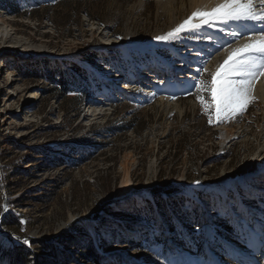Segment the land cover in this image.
I'll return each mask as SVG.
<instances>
[{"label":"rangeland","instance_id":"1","mask_svg":"<svg viewBox=\"0 0 264 264\" xmlns=\"http://www.w3.org/2000/svg\"><path fill=\"white\" fill-rule=\"evenodd\" d=\"M172 2L182 6L0 0L2 264H264V101L208 123L185 89L201 59L212 52V72L228 53L213 52L216 41H155L174 28ZM165 200L188 220L160 211ZM18 243L33 257H17Z\"/></svg>","mask_w":264,"mask_h":264},{"label":"snow or ice","instance_id":"2","mask_svg":"<svg viewBox=\"0 0 264 264\" xmlns=\"http://www.w3.org/2000/svg\"><path fill=\"white\" fill-rule=\"evenodd\" d=\"M224 37L230 39L220 44L219 39ZM241 38L245 41L243 44ZM153 39L164 46L186 39L206 41L209 45L216 41L212 51L223 48L228 53L212 72L207 68L213 58L212 52L207 59H201L185 89L186 95H195L201 105V114L207 117L209 124L235 120L256 100L253 95L256 82L264 77V0H218L210 9L197 8L176 27ZM10 207L3 204L2 212L8 213ZM220 211L240 232L246 229L247 223L239 217L233 219L234 213L227 205ZM15 239L32 246L28 238Z\"/></svg>","mask_w":264,"mask_h":264},{"label":"bare ground","instance_id":"3","mask_svg":"<svg viewBox=\"0 0 264 264\" xmlns=\"http://www.w3.org/2000/svg\"><path fill=\"white\" fill-rule=\"evenodd\" d=\"M182 2V6H178L175 2L171 3V9L169 10L168 13V17H170V24L171 26L175 27L179 24L178 22V18L181 15L186 14L187 12H189L191 9L194 11L197 8H208L210 9L211 7L214 6L215 3L218 2V0H181ZM225 40H220V44H224ZM240 43L243 44L244 42H242L240 40ZM226 46V45H225ZM221 49V48H220ZM218 53V52H215ZM220 63V62H217ZM148 73L147 70L145 71V74ZM253 95L257 98H260L261 100L264 101V77H261L255 85L254 91H253ZM227 137H230L231 135H233L231 133V131L227 130L226 131ZM122 187H121V193L122 194H126L128 192H130V190L133 187V184L131 182L130 179V174L127 171L125 174V177L122 180ZM261 262H264V254L261 257Z\"/></svg>","mask_w":264,"mask_h":264},{"label":"trees","instance_id":"4","mask_svg":"<svg viewBox=\"0 0 264 264\" xmlns=\"http://www.w3.org/2000/svg\"><path fill=\"white\" fill-rule=\"evenodd\" d=\"M78 74H79V72H74V75H78ZM47 75H49V74L47 73ZM51 78H52V80H54V81L58 82L59 84H61L62 87H64V88H67L69 86L68 83L64 80V77L63 76H60L59 79H57L58 81L54 78V76H52ZM75 78H76V76H75ZM80 90H83V87L79 88V91ZM54 91L57 94L58 93L60 94V89H57L56 88ZM134 120H135V118H133V120H131L129 122L130 123H133ZM177 203H178L177 201H168L167 202V206H166V200L165 201H160L158 203V207L160 208L159 209L160 211H163V208L166 209V208L170 207L169 209L171 211H173V213L178 214V216H179V215H181V213L179 212L180 210H178L176 208ZM132 209L135 210V211L137 210V211L141 212V211L145 210L146 207L136 205V206H133ZM163 212H165V211H163ZM184 212L185 213L183 215H181V220L182 221L188 220V218H187V210H184ZM151 222H154V221L152 220ZM168 225H170L169 228H170L171 231H173L172 233H176V232H174V230L176 229L177 225L174 224V223H172V221H170ZM220 225L226 226L224 223H220ZM191 234H194V233H191ZM29 241H30L31 244H33L32 240H29ZM17 246H18V250L16 252L17 253V257L19 255L20 256H25V257H28L29 256L30 258L33 257V253H32V251L30 249L26 248L24 245H21L19 243L17 244ZM52 249H53L52 250L53 251L52 253H54L55 256H56L57 251H58V248L57 247H54ZM90 249L92 250V252H90L89 254H86V255H88L87 257H89V258H93V257L96 258L97 256H99L98 253H97L96 247H95V245L93 243H92ZM83 254H84V252H83Z\"/></svg>","mask_w":264,"mask_h":264}]
</instances>
